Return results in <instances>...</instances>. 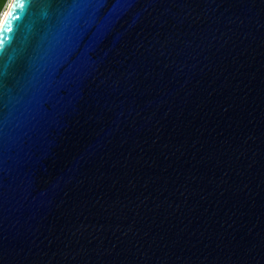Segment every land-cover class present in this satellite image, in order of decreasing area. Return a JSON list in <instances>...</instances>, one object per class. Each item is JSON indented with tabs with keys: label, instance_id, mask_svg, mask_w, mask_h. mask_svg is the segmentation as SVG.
Wrapping results in <instances>:
<instances>
[{
	"label": "water",
	"instance_id": "1",
	"mask_svg": "<svg viewBox=\"0 0 264 264\" xmlns=\"http://www.w3.org/2000/svg\"><path fill=\"white\" fill-rule=\"evenodd\" d=\"M6 12L0 264H264V0Z\"/></svg>",
	"mask_w": 264,
	"mask_h": 264
},
{
	"label": "snow or ice",
	"instance_id": "2",
	"mask_svg": "<svg viewBox=\"0 0 264 264\" xmlns=\"http://www.w3.org/2000/svg\"><path fill=\"white\" fill-rule=\"evenodd\" d=\"M18 7H19V9H23L24 8V3H22V2L19 3ZM11 18H18V13H17V10H16L15 6H14L13 12L10 14V20L7 21L6 25H5L4 31L8 32V33L12 32V30H13L12 26H11ZM2 40H3V38H2V36H0V43H2Z\"/></svg>",
	"mask_w": 264,
	"mask_h": 264
},
{
	"label": "trees",
	"instance_id": "3",
	"mask_svg": "<svg viewBox=\"0 0 264 264\" xmlns=\"http://www.w3.org/2000/svg\"><path fill=\"white\" fill-rule=\"evenodd\" d=\"M7 2H8V0H0V15L3 12V10L5 9Z\"/></svg>",
	"mask_w": 264,
	"mask_h": 264
},
{
	"label": "bare ground",
	"instance_id": "4",
	"mask_svg": "<svg viewBox=\"0 0 264 264\" xmlns=\"http://www.w3.org/2000/svg\"><path fill=\"white\" fill-rule=\"evenodd\" d=\"M11 2H12V0H9V3L7 4V7L5 8V10L3 11V13H2V15H1V17H0V22H1V20L4 18V16L6 15V10L8 9V7L11 5Z\"/></svg>",
	"mask_w": 264,
	"mask_h": 264
},
{
	"label": "rangeland",
	"instance_id": "5",
	"mask_svg": "<svg viewBox=\"0 0 264 264\" xmlns=\"http://www.w3.org/2000/svg\"><path fill=\"white\" fill-rule=\"evenodd\" d=\"M7 4H8V2H7Z\"/></svg>",
	"mask_w": 264,
	"mask_h": 264
}]
</instances>
